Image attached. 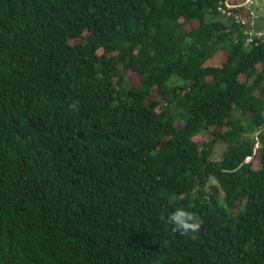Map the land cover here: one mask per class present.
<instances>
[{
	"label": "trees",
	"instance_id": "trees-1",
	"mask_svg": "<svg viewBox=\"0 0 264 264\" xmlns=\"http://www.w3.org/2000/svg\"><path fill=\"white\" fill-rule=\"evenodd\" d=\"M225 1L0 0V264H264V43Z\"/></svg>",
	"mask_w": 264,
	"mask_h": 264
},
{
	"label": "built area",
	"instance_id": "built-area-1",
	"mask_svg": "<svg viewBox=\"0 0 264 264\" xmlns=\"http://www.w3.org/2000/svg\"><path fill=\"white\" fill-rule=\"evenodd\" d=\"M264 0H246L240 6L232 5L226 0L221 2L217 11L226 18H232L234 23L241 27L245 45L257 47L264 43ZM256 7H251V5ZM236 7H243V12L234 11Z\"/></svg>",
	"mask_w": 264,
	"mask_h": 264
},
{
	"label": "clouds",
	"instance_id": "clouds-1",
	"mask_svg": "<svg viewBox=\"0 0 264 264\" xmlns=\"http://www.w3.org/2000/svg\"><path fill=\"white\" fill-rule=\"evenodd\" d=\"M71 108L75 110L77 104L71 105ZM167 219L172 225V231L182 236L195 234L201 228V221L197 219L195 213L185 209H177L171 212Z\"/></svg>",
	"mask_w": 264,
	"mask_h": 264
},
{
	"label": "rangeland",
	"instance_id": "rangeland-1",
	"mask_svg": "<svg viewBox=\"0 0 264 264\" xmlns=\"http://www.w3.org/2000/svg\"><path fill=\"white\" fill-rule=\"evenodd\" d=\"M224 61H225V55L222 51H219L216 54H214L211 58L206 60L204 66H220ZM203 139L205 141H208L210 138L207 136V134H204ZM220 154H221V148L217 147L215 158H218Z\"/></svg>",
	"mask_w": 264,
	"mask_h": 264
},
{
	"label": "crops",
	"instance_id": "crops-1",
	"mask_svg": "<svg viewBox=\"0 0 264 264\" xmlns=\"http://www.w3.org/2000/svg\"><path fill=\"white\" fill-rule=\"evenodd\" d=\"M264 26V25H263Z\"/></svg>",
	"mask_w": 264,
	"mask_h": 264
}]
</instances>
